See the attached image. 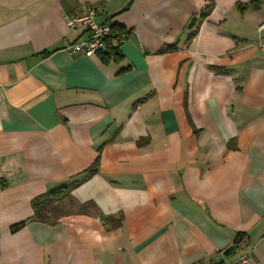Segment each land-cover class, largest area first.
<instances>
[{"label": "crops", "instance_id": "obj_1", "mask_svg": "<svg viewBox=\"0 0 264 264\" xmlns=\"http://www.w3.org/2000/svg\"><path fill=\"white\" fill-rule=\"evenodd\" d=\"M250 1L215 0L199 22L207 0H0V264H264ZM88 5L127 35L108 41L120 61L63 50L88 37L66 21ZM67 186L37 220L33 201Z\"/></svg>", "mask_w": 264, "mask_h": 264}, {"label": "built area", "instance_id": "obj_2", "mask_svg": "<svg viewBox=\"0 0 264 264\" xmlns=\"http://www.w3.org/2000/svg\"><path fill=\"white\" fill-rule=\"evenodd\" d=\"M101 6L88 5L82 11L66 16L67 24L72 29L84 28L88 37L76 42H65L63 50L70 56L92 57L95 54L106 50L109 39L114 36L119 42L126 40L125 33H116L111 23L100 24L96 17L101 11ZM259 33L264 32V23L258 27ZM257 48L264 53V37L261 36L257 42ZM224 264H252L249 254L242 255L235 261H228Z\"/></svg>", "mask_w": 264, "mask_h": 264}, {"label": "trees", "instance_id": "obj_3", "mask_svg": "<svg viewBox=\"0 0 264 264\" xmlns=\"http://www.w3.org/2000/svg\"><path fill=\"white\" fill-rule=\"evenodd\" d=\"M207 1H208V5L206 7L205 12L201 15L199 22L206 19L214 9L215 0H207ZM260 3H261L260 0H251L249 3H246V4L237 3V7L239 8V10L244 11L250 7L258 8ZM197 21L198 20L196 18L191 19V21L189 22V27L190 28L195 27ZM113 29H114V27H113ZM193 36H194V34L191 36V38ZM107 47H108V52L104 53V55L102 56V59L105 62H108V60L111 59V57H114V59L117 61H120L121 59H123L122 54L118 53L117 48L110 46V44H108V43H107ZM174 48H175V46L167 49V51L174 49ZM97 164H98V162L95 163V167H97L96 166ZM70 190H71V187L67 186V187H63L57 191H54V192H51V193L46 194L44 196L36 198L33 201V209L35 212L34 217L41 222H52V221L54 222V220L49 218L48 214L51 213L52 211L54 212V210L57 209L54 206L57 202L60 203L61 201L70 198ZM26 223H27V221H24V222H21L15 226H13L12 232H17V231L21 230L26 225ZM246 238H247L246 234H239L234 250L238 249L240 247V244Z\"/></svg>", "mask_w": 264, "mask_h": 264}, {"label": "water", "instance_id": "obj_4", "mask_svg": "<svg viewBox=\"0 0 264 264\" xmlns=\"http://www.w3.org/2000/svg\"><path fill=\"white\" fill-rule=\"evenodd\" d=\"M128 6H129V5L125 6V7H124V10H126V9L128 8ZM115 15H117V14H115ZM115 15H113L112 17H115Z\"/></svg>", "mask_w": 264, "mask_h": 264}]
</instances>
